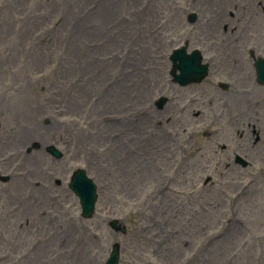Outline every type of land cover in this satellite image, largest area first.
<instances>
[{
    "label": "rangeland",
    "instance_id": "rangeland-1",
    "mask_svg": "<svg viewBox=\"0 0 264 264\" xmlns=\"http://www.w3.org/2000/svg\"><path fill=\"white\" fill-rule=\"evenodd\" d=\"M94 4L108 7L111 16L84 15ZM189 12L196 13L193 22L188 21ZM216 21L218 31L213 32ZM238 36L249 38L242 49L254 46L256 54L264 55V0H0V153L8 138L14 151L5 155L9 172L26 170V162L14 157L24 156L20 149L28 138L23 136L34 126L40 142L48 140L64 154L59 163L48 154H34L32 165L44 180L42 188L19 177L0 183V227L7 231L0 241V256L6 255L0 264L40 259L41 264H103L113 241L120 243L118 264H264L262 183L244 195L229 189L239 186L243 191V178L217 175L204 185L206 159L194 153L195 146L209 143L199 127L216 108L231 114L245 111L248 119L238 124L249 121L259 127L253 109L259 95L241 96L247 92L239 83L241 75L254 80L248 51L227 47L229 42L242 47ZM186 40L189 49L199 48L205 59H232L243 68L238 66L236 74L218 70L189 87L171 85L169 52ZM145 54L150 61L137 60ZM121 58L127 59L123 66ZM133 62L152 80L145 91L127 88ZM219 80L234 85L222 92ZM168 86L183 98L196 92L197 104L173 115L163 113L158 120L147 106ZM209 93L220 100L207 98ZM125 114L133 125L140 117L144 127L132 130ZM140 119H147V125ZM50 121L58 127L56 134L42 139L39 131ZM233 123L223 120L216 129ZM136 130L148 145L137 159L134 145L127 142H136ZM234 135H225V140L234 141ZM123 145H130L129 151L120 152ZM158 148L160 158L155 161ZM78 167L97 185L95 213L88 219L78 215L77 199L67 186L70 172ZM52 176L61 183L51 184ZM35 196H40L38 201ZM13 205L25 208L13 214ZM109 218L126 224V233L112 231L106 224ZM25 220L29 225L18 228ZM36 223L42 226L33 227ZM65 224L74 231L75 242L53 238L63 233ZM47 235L51 238L40 250L25 256L35 237ZM13 236L18 241L13 242Z\"/></svg>",
    "mask_w": 264,
    "mask_h": 264
},
{
    "label": "water",
    "instance_id": "water-1",
    "mask_svg": "<svg viewBox=\"0 0 264 264\" xmlns=\"http://www.w3.org/2000/svg\"><path fill=\"white\" fill-rule=\"evenodd\" d=\"M184 48L179 51H174V54L171 56V59L175 61L179 59L180 63L174 64V69L179 68L180 74L177 76L182 80L198 78L205 72V66H199V54L194 51L191 55H184ZM181 53V54H180ZM173 69V70H174ZM80 197V202L82 206V215L90 216L93 213L94 202L96 199V193H94V185L85 178L84 173L77 171L74 173L72 183H71ZM115 222L113 221L112 224ZM117 228V227H116ZM116 247L114 248L108 264H114L117 259ZM116 255V256H115Z\"/></svg>",
    "mask_w": 264,
    "mask_h": 264
},
{
    "label": "bare ground",
    "instance_id": "bare-ground-1",
    "mask_svg": "<svg viewBox=\"0 0 264 264\" xmlns=\"http://www.w3.org/2000/svg\"><path fill=\"white\" fill-rule=\"evenodd\" d=\"M96 5V4H95ZM110 7H111V5H110ZM108 8V7H107ZM107 8H105V9H101V7L99 6V5H96L95 6V9L93 10V11H90V12H85L84 10L82 11L83 12V14L84 15H89V14H92V15H99V14H104L105 16H111L110 14H112V11L110 10V9H107ZM148 54V53H147ZM147 54H145V55H141L140 56V59H137L138 61H140L141 60V62L142 61H145L146 59L147 60H149L150 61V59L147 57L148 55ZM87 62H88V59H87ZM126 62H127V59L125 58H121V64H122V66L124 65V64H126ZM222 64H224V62H222ZM127 65H129L130 66V64L128 63ZM110 67H111V65H109ZM133 67H134V72H133V74L132 75H128L127 77H129V79H130V81L128 82V80H127V83H128V86H127V88H129V91H131V92H136V91H145V89H144V87H146V86H150V83L152 82V80H150L147 76H146V73L145 72H143V71H140V70H138V67H137V65H135L134 64V62H133V65H132ZM131 66V67H132ZM112 68V67H111ZM146 71V70H145ZM91 79L93 80V82H95V78H92L91 77ZM116 83H117V81H116ZM115 83V84H116ZM112 97H113V94H112ZM111 98V97H110ZM69 109V107L67 106V110ZM43 113V112H42ZM132 117H134L133 115H131ZM131 117V118H132ZM129 119L128 118V116H125L123 119H125V124H129L130 123V127H131V125H132V127H134V125H133V123H132V119ZM141 120V123L143 124V125H147V123H148V121H147V119H140ZM53 122H51L50 121V124L48 125V126H44V132H43V130L42 129H40V131H39V133H41V137H43L45 134L46 135H48V133H47V131H54V129H58V127L56 126V125H54L53 126ZM26 138H28V139H30L31 141H38L37 139H36V137H37V134H36V129H35V127L33 126V127H31L28 131H27V133H26V136H25ZM141 143L143 144V141H141ZM144 145V144H143ZM30 178V177H29Z\"/></svg>",
    "mask_w": 264,
    "mask_h": 264
}]
</instances>
